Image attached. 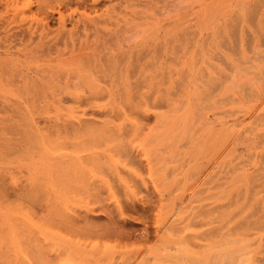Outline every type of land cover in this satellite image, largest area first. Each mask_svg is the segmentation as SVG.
Here are the masks:
<instances>
[{"label":"rangeland","instance_id":"1","mask_svg":"<svg viewBox=\"0 0 264 264\" xmlns=\"http://www.w3.org/2000/svg\"><path fill=\"white\" fill-rule=\"evenodd\" d=\"M0 264H264V0H0Z\"/></svg>","mask_w":264,"mask_h":264},{"label":"bare ground","instance_id":"2","mask_svg":"<svg viewBox=\"0 0 264 264\" xmlns=\"http://www.w3.org/2000/svg\"><path fill=\"white\" fill-rule=\"evenodd\" d=\"M60 17H63L62 13H60ZM86 17H87V15H86ZM87 18L90 19L91 17L88 16ZM98 40L99 39L97 38L96 40H93L92 44H90V46H94L92 48L91 54H85V55L81 54V52L83 50V47H82L83 43L86 42L87 40L84 42H80L77 47H75L73 45V48L70 49L71 55H73V54L76 55L74 57L76 60L75 63L83 68V70L85 72V75H84L85 78L81 82L82 87L79 89H76V88L70 89L69 86L66 85L62 89V91L68 93V95H76V96L82 97V94L80 93L81 91L84 92V91L89 90V92H98L101 90V87H96L93 85L95 81L92 82V79H93L92 77L94 75L101 76V75H106V72H110L112 75H116L118 73L119 76L125 75L127 77L128 76L127 73L129 72L130 67L134 65V62L136 63L140 59L139 52H137L136 55H135V53H133L134 55L132 53H130L129 56L126 57L127 60H125V64H122V63H120L121 61L119 59V56L121 55V51H113V52L109 51L108 55L102 54V51L99 50L98 47L95 46ZM86 45H88V44H85V46ZM17 52L18 51L7 50L8 55L9 54L14 55ZM62 56H64V55H62ZM62 56L57 55L56 59H63ZM135 65H137V64H135ZM135 65H134V68H135L134 71L138 70V68L136 69ZM137 67H139V66H137ZM140 70H142V67ZM145 72H146V70H145ZM87 73L92 76L91 77L92 79L90 78V76ZM143 74H145V73H143ZM144 77L147 78V76H144ZM94 80L97 81V79L95 77H94Z\"/></svg>","mask_w":264,"mask_h":264}]
</instances>
